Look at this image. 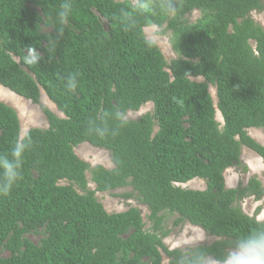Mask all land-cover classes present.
I'll use <instances>...</instances> for the list:
<instances>
[{"label": "trees", "instance_id": "obj_1", "mask_svg": "<svg viewBox=\"0 0 264 264\" xmlns=\"http://www.w3.org/2000/svg\"><path fill=\"white\" fill-rule=\"evenodd\" d=\"M61 2L0 0V85L35 104L44 91L63 114L43 105L48 127L22 136L17 110L0 99V264H162L163 254L175 264L181 248L165 239L184 223L221 240L202 246L212 258L264 222L241 205L263 199V182L228 188L224 177L230 167L247 171L244 147L264 160L248 133L264 130V27L251 15L264 0H69L60 32ZM151 25L171 32L170 62L146 36ZM149 102L153 112L126 117ZM101 114L111 130L90 134ZM82 143L107 150L114 167L79 157ZM196 178L207 188L181 186ZM128 186L149 228L139 208L110 213L96 196ZM40 227L38 245L25 234Z\"/></svg>", "mask_w": 264, "mask_h": 264}, {"label": "rangeland", "instance_id": "obj_2", "mask_svg": "<svg viewBox=\"0 0 264 264\" xmlns=\"http://www.w3.org/2000/svg\"><path fill=\"white\" fill-rule=\"evenodd\" d=\"M134 2H136V0H134ZM32 8L36 9L40 13L42 12L38 6L32 5ZM200 15V11L196 10L190 13L187 17L190 22H194L200 17ZM251 15L258 23H260L264 27V10L253 11ZM162 29V27L151 25L145 28V33L149 39H152L159 45L166 59L170 62L172 59L176 58L177 55L173 51L170 42L171 32L169 31L165 35H162L160 34L162 32ZM42 31L45 34L50 35L53 33V27L50 24H47L46 20H44V22L42 23ZM197 80L202 81L203 78H197ZM210 91L212 96L216 95L217 97L215 87L210 86ZM0 99L13 106L17 110L21 122L22 136H24L26 132L32 127H48L47 119L41 109L43 105L54 111L56 114L60 116L63 115L57 109L56 105L47 97L44 91H42L40 104H35L30 100L17 95L10 89L4 86L2 87V85H0ZM217 103H215L216 106ZM153 110L154 105L152 102H149L142 106L139 111H130L126 117L130 119H136L142 114L153 112ZM220 122L223 123L222 121ZM248 133L258 142L264 145L263 129L251 128L248 130ZM75 151L79 155V157L89 162L92 166L100 164L107 168L114 167L110 153L105 149L94 147L89 143H82L76 147ZM241 161L243 165L247 167V171H243L240 167L235 166L228 168L224 173L226 187H237L239 184H246L248 180L253 176H257L264 184V160L254 151L244 147L242 150ZM88 177H90L89 174ZM89 186L91 189H95L96 187L94 183H90ZM181 186L185 188L203 190L207 188V183L203 179L196 178L182 184ZM127 194H130L132 196L126 197L125 195ZM96 196L103 203L105 209L110 213L125 211L131 207L139 208L147 224L146 227H150V212L148 208L139 201L137 193L131 186L119 188L112 192H97ZM241 205L246 213L256 216L259 220H264V197L262 200H256L254 197H248L242 201ZM174 218L175 216L168 220V225L170 227H172L173 225ZM204 234H207L208 236V240L205 242V244H210L217 240V237L206 233L201 228L193 226L190 223H184L180 227L173 229L171 235L165 239V243L171 249L181 248L182 246L189 245L193 241L199 240L200 237ZM25 236L30 241L40 245L41 242L45 239L46 231L44 227H40L27 232ZM2 255L9 256V252L7 250H3ZM168 260V257L163 254L162 264H167Z\"/></svg>", "mask_w": 264, "mask_h": 264}, {"label": "clouds", "instance_id": "obj_3", "mask_svg": "<svg viewBox=\"0 0 264 264\" xmlns=\"http://www.w3.org/2000/svg\"><path fill=\"white\" fill-rule=\"evenodd\" d=\"M71 7L69 0H62L56 13L59 18L60 32L63 31V24L69 16ZM29 62L36 61L33 59ZM70 87H75L74 77L70 81ZM110 118L123 126L118 112H113ZM108 120L109 117L104 114L90 120L87 125L88 132L95 135L107 134L111 130ZM7 191L8 189L5 188L4 192ZM255 223L257 227L247 234L237 236L227 247L221 249L217 257L210 258L207 255L202 246L208 240V236L207 234L202 235L199 240L181 247L176 255L175 264H264V222ZM216 242L220 244L221 240L217 238Z\"/></svg>", "mask_w": 264, "mask_h": 264}, {"label": "bare ground", "instance_id": "obj_4", "mask_svg": "<svg viewBox=\"0 0 264 264\" xmlns=\"http://www.w3.org/2000/svg\"><path fill=\"white\" fill-rule=\"evenodd\" d=\"M2 87H3V86H2ZM210 92H211V91H210ZM215 97H216V95L213 96V99L215 100L214 102L217 103V97H216V98H215ZM215 105H216V104H215ZM55 108H56V107H55ZM217 112H218V115L216 114V118L223 122L222 114H221L220 111H218V110H217Z\"/></svg>", "mask_w": 264, "mask_h": 264}, {"label": "water", "instance_id": "obj_5", "mask_svg": "<svg viewBox=\"0 0 264 264\" xmlns=\"http://www.w3.org/2000/svg\"><path fill=\"white\" fill-rule=\"evenodd\" d=\"M219 111V110H218Z\"/></svg>", "mask_w": 264, "mask_h": 264}]
</instances>
